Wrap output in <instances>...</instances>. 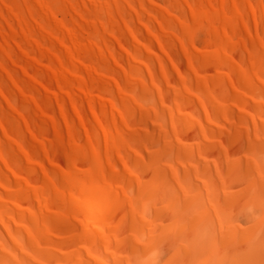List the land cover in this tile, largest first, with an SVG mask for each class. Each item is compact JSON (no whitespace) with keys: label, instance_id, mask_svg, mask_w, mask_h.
Returning a JSON list of instances; mask_svg holds the SVG:
<instances>
[{"label":"bare ground","instance_id":"bare-ground-1","mask_svg":"<svg viewBox=\"0 0 264 264\" xmlns=\"http://www.w3.org/2000/svg\"><path fill=\"white\" fill-rule=\"evenodd\" d=\"M0 264H264V0H0Z\"/></svg>","mask_w":264,"mask_h":264},{"label":"snow or ice","instance_id":"snow-or-ice-1","mask_svg":"<svg viewBox=\"0 0 264 264\" xmlns=\"http://www.w3.org/2000/svg\"><path fill=\"white\" fill-rule=\"evenodd\" d=\"M225 28H226V29L228 28V25H227V24L225 25ZM189 32H190V29H189ZM193 36H194V34H193ZM185 39L187 40V35H185ZM231 39H232V40H235V41L238 42V38H237V36L235 35V32H234V31H233L232 34H231ZM225 46H227V45H225Z\"/></svg>","mask_w":264,"mask_h":264}]
</instances>
